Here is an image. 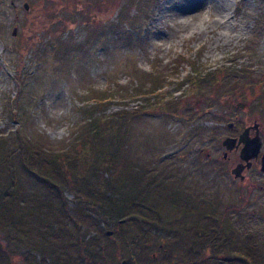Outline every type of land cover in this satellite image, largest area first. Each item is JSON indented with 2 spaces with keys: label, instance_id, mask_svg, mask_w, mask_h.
Masks as SVG:
<instances>
[{
  "label": "rangeland",
  "instance_id": "obj_1",
  "mask_svg": "<svg viewBox=\"0 0 264 264\" xmlns=\"http://www.w3.org/2000/svg\"><path fill=\"white\" fill-rule=\"evenodd\" d=\"M198 1L0 0V135L17 155L45 152L35 173L17 158L0 163V187L14 185L0 212L15 218L0 224V264H154L153 253L187 264L193 251L203 255L192 264H264L261 158L240 179L230 171L239 150L222 145L256 121L264 151V0ZM96 93L107 99L97 113L136 109L122 150L141 171L129 175L136 184L122 187L118 162L102 174L113 196L131 198L115 221L97 216L50 156L79 150L80 108ZM187 196L237 234L214 245V219L183 211ZM154 203L163 227L147 210Z\"/></svg>",
  "mask_w": 264,
  "mask_h": 264
},
{
  "label": "trees",
  "instance_id": "obj_2",
  "mask_svg": "<svg viewBox=\"0 0 264 264\" xmlns=\"http://www.w3.org/2000/svg\"><path fill=\"white\" fill-rule=\"evenodd\" d=\"M190 79L193 81L194 84L196 83V78L193 79V77L191 76ZM151 82L152 89H154V86H156V84L154 85V83L157 82L156 80L154 81V76L151 77ZM159 97L160 99H158L157 101L161 100V98H163V95L160 96L159 94ZM90 99L92 101L91 103L82 104L83 106L80 108V112L83 118L81 120L78 130L74 134V137L76 138L74 140V145H79V150L76 152L56 150L51 152L50 156L53 159L52 163H54L57 172L62 174L64 177H73V182L77 187L76 192L82 194L83 190L89 193V200L87 202H84L89 205L90 208L93 207L94 210L98 211L97 216L115 221L117 220L116 218L119 217L122 212L125 211L126 205L128 208V206L131 204L129 203L131 198L129 194L127 196L121 195L120 198H118L117 196H113V191L117 192V189L114 185L105 182V179H103L102 174L103 172L108 171V169H111L113 167V164L118 162L119 164H122V167L124 166L122 172H120L122 173V175L119 178V180H121L122 182V187H126V185H128L129 183L131 185L136 184L138 179H132L131 177H129V175L132 172L139 173L141 171L135 169V166H130L129 164L125 163L122 154L123 146L127 140L126 138L128 137L127 120L130 116H132V114L136 112V109L118 110V112L106 116L104 114L97 113V111L103 108V106L105 105V101H107L105 94L100 93L98 95V93H96ZM145 103L146 109L152 107V110L150 112H154V99L153 101H150L149 98H147ZM16 108L17 104L10 108V110L13 111L12 118L14 119H17V115L15 113ZM141 108L142 106L138 108V110H141ZM121 132L123 133L121 134ZM7 137L8 136L0 135V163L4 162L6 164L7 159L9 157L10 162L7 163L8 166L13 162L15 158H17V162H19V164L25 170L32 171L35 173V170L37 171L39 169L37 165V162L40 161L39 157L44 155L45 152L42 150H35L34 154L36 155V157L32 159H30L29 155L27 154L22 156L18 153L17 155L14 149L6 148ZM12 157L14 158L12 159ZM25 160L29 163L27 164ZM68 168H71L69 169V171L71 172L67 171ZM67 173H70V175H68ZM96 176L97 179H89V177L94 178ZM90 180H92L91 183H89ZM13 186L10 185L8 187L7 184L0 187V207L4 203V198L8 197L5 195V192L8 194L13 191ZM144 187L145 190L139 196L138 203L142 202V200H148L149 191L151 189H154V187L149 186V184ZM104 189L108 192L107 194L104 193ZM178 197L179 196L177 193L171 194V199L174 201L177 200ZM150 201H152V197ZM204 201L205 200L202 197L191 199L190 196H187V202L183 204L182 210L185 212H199L205 216H209L214 219L216 225L213 226L214 229H209L211 231V234H216L213 238L214 245L216 244V241L221 242L223 240H226L228 234H237V232L234 231L231 227L223 224V217H218L215 213H211L214 212L213 208L206 204L208 202ZM148 209H150L151 213L153 214L154 225H159L163 227L164 222L160 215V211L157 208V204L154 203L153 205H147V210ZM0 215H2V220L0 221V224L5 225L8 222H15L14 216L4 217L2 211L0 212ZM141 218L145 219V221H151V217L147 218V216L139 213L138 220H140ZM205 231L206 229L201 230V232ZM204 245L207 246L206 243L202 245L198 244L197 248L203 249ZM250 248L252 251L260 250L255 247ZM201 253V251H193L190 255H186L184 257V260L188 262L187 264L197 262L201 258ZM238 253V255H243L244 257L248 256L245 252H242V250ZM254 262L255 261L253 260V262H251L250 264H253ZM6 263L10 264L9 260Z\"/></svg>",
  "mask_w": 264,
  "mask_h": 264
},
{
  "label": "water",
  "instance_id": "obj_3",
  "mask_svg": "<svg viewBox=\"0 0 264 264\" xmlns=\"http://www.w3.org/2000/svg\"><path fill=\"white\" fill-rule=\"evenodd\" d=\"M27 6V3L24 2V7L26 8ZM249 130H252L253 133L250 134ZM222 145H224L226 150L236 149L241 146L239 149L240 160L230 171L233 175L243 179L242 170L249 168L251 160L256 159L261 151L262 141L258 122L255 121L252 125L246 126L236 137H225L222 140ZM260 158L261 170H264V151L260 155ZM110 233V231H107L106 234L109 235Z\"/></svg>",
  "mask_w": 264,
  "mask_h": 264
},
{
  "label": "flooded vegetation",
  "instance_id": "obj_4",
  "mask_svg": "<svg viewBox=\"0 0 264 264\" xmlns=\"http://www.w3.org/2000/svg\"><path fill=\"white\" fill-rule=\"evenodd\" d=\"M249 131H250V130H249ZM239 133H240V131H238L237 135H238ZM250 134H252L251 131H250ZM237 135H236V136H237ZM232 137H233V136H232ZM234 137H235V136H234ZM240 147H241V146H239V147L236 148L235 150H239ZM259 156H260V153L258 154V157H257V158H260ZM238 157H239V152H238ZM257 158H256V159H257ZM256 159H255V160H256ZM239 160H240V159H239ZM255 160H253V161H255ZM260 160H261V159H260ZM253 161H252V163H253ZM238 162H239V161H238ZM238 162H236L235 164H237ZM245 169H246V168H245ZM245 169H243V170H244L243 173L241 172V174H243L244 177L246 176V171H247V170H245ZM243 170H242V171H243ZM160 249H162V248H160ZM152 256H153V258H154V264H165L164 262L159 263V262H160V261H159V257H158L157 255H155L154 253L152 254ZM125 261H126V260L122 261L121 264H125ZM135 264H137V263H135Z\"/></svg>",
  "mask_w": 264,
  "mask_h": 264
},
{
  "label": "bare ground",
  "instance_id": "obj_5",
  "mask_svg": "<svg viewBox=\"0 0 264 264\" xmlns=\"http://www.w3.org/2000/svg\"><path fill=\"white\" fill-rule=\"evenodd\" d=\"M202 4H204V0H199L198 4H197V7H200ZM188 6L191 7V9H192V8L196 7V3L195 2H191V3H189Z\"/></svg>",
  "mask_w": 264,
  "mask_h": 264
}]
</instances>
